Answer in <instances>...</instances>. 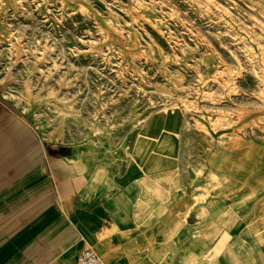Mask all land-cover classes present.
Segmentation results:
<instances>
[{
	"label": "rangeland",
	"instance_id": "obj_1",
	"mask_svg": "<svg viewBox=\"0 0 264 264\" xmlns=\"http://www.w3.org/2000/svg\"><path fill=\"white\" fill-rule=\"evenodd\" d=\"M0 97L77 151L152 124L229 201L264 170V0H0Z\"/></svg>",
	"mask_w": 264,
	"mask_h": 264
},
{
	"label": "crops",
	"instance_id": "obj_2",
	"mask_svg": "<svg viewBox=\"0 0 264 264\" xmlns=\"http://www.w3.org/2000/svg\"><path fill=\"white\" fill-rule=\"evenodd\" d=\"M112 150L46 140L0 97V264H75L83 246L106 264H264V170L225 201L205 155L152 124Z\"/></svg>",
	"mask_w": 264,
	"mask_h": 264
},
{
	"label": "built area",
	"instance_id": "obj_3",
	"mask_svg": "<svg viewBox=\"0 0 264 264\" xmlns=\"http://www.w3.org/2000/svg\"><path fill=\"white\" fill-rule=\"evenodd\" d=\"M75 264H106L98 252L90 246H83L76 258Z\"/></svg>",
	"mask_w": 264,
	"mask_h": 264
}]
</instances>
